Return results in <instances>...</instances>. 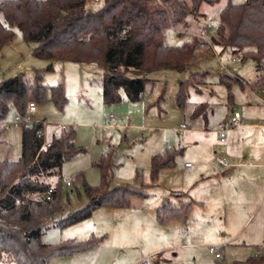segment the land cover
<instances>
[{
    "label": "rangeland",
    "instance_id": "obj_1",
    "mask_svg": "<svg viewBox=\"0 0 264 264\" xmlns=\"http://www.w3.org/2000/svg\"><path fill=\"white\" fill-rule=\"evenodd\" d=\"M102 1L90 0L88 5L97 8ZM186 1L191 4V0ZM245 1L231 0L233 4ZM226 4L227 0L214 5L203 3L202 16H189L187 28L166 27L164 44L192 45L205 29L211 40ZM0 20L4 21L1 13ZM14 32L13 41L0 52V83L21 74L32 80L36 70H43L46 86L63 85V109L54 103L48 91L45 101L37 104L30 117L33 122L45 123L48 142L54 132L59 134L73 126L77 131L76 146L84 149L62 166L65 213L86 203L83 183H101L97 164L105 156L111 163L112 186L129 183L140 187L144 183L149 194L146 200L134 201L129 209L101 207L79 223L47 230L41 240L50 245L87 235L102 238L89 253L54 257L50 264H138L148 256L159 258V253L171 258L174 252L180 264H234L254 256V250L264 239V80L255 88L258 78L252 59L233 63V58L241 56L213 46L215 55L201 47L187 71L161 70L149 74L142 100L131 102L121 92L120 103L108 104L103 97L102 66L56 62L47 71L51 62L33 54L37 45L27 43L18 29ZM181 83L187 90L183 107L176 102ZM203 103L206 116L194 117L196 108ZM236 112L243 124L235 129L226 127L225 141L221 142L220 131ZM18 116L11 107L5 120L0 121L6 141L0 149V159L7 147L11 149V160L21 158L23 123L17 120ZM111 116L114 123L110 122ZM180 124H186L190 130L178 133ZM167 150L181 152L175 165L162 169L155 185H151V160ZM215 156L224 157L227 167L218 170ZM245 162L256 166L238 165ZM187 163L192 167L187 168ZM76 176H80L81 185L78 189L68 187L66 182ZM55 181L53 177L52 182ZM77 190L81 198L77 197ZM172 191L203 198V206L193 205L186 227L176 219L156 223L155 209L170 198ZM210 247H217L222 258L211 254ZM9 261L5 257L3 263ZM157 261L165 264L163 259Z\"/></svg>",
    "mask_w": 264,
    "mask_h": 264
},
{
    "label": "trees",
    "instance_id": "obj_2",
    "mask_svg": "<svg viewBox=\"0 0 264 264\" xmlns=\"http://www.w3.org/2000/svg\"><path fill=\"white\" fill-rule=\"evenodd\" d=\"M90 0H5L0 2V52L10 44L18 29L27 43L37 46L33 54L51 62L96 64L104 69L103 97L108 104L122 101L121 92L131 102L142 100L146 92L148 75L163 70L187 71L197 51L199 38L192 45L166 46L163 32L168 26H188V17L202 16L203 3L214 5L221 0H103L97 8ZM213 46L223 52L241 54L242 61L252 59L257 72L264 75V0H246L233 4L227 0L219 14V26L211 37ZM199 74H193L197 76ZM263 76L256 81L260 84ZM227 84L225 82H222ZM231 85V84H227ZM51 92L54 103L63 109L66 103L63 85L48 87L43 83V70H36L29 80L25 74L0 83V121H4L11 107L19 116L27 113L28 104L45 101ZM187 99V90L181 83L176 96L179 107ZM205 103L200 104L193 116H206ZM44 122L23 126L22 154L17 161L10 159V147L0 159V264L5 257L15 264H50L58 256H71L93 249L102 238L91 236L86 240H69L57 244H44L42 236L52 227L66 228L90 218L101 207L129 208L132 198H147V185L136 187L124 183L112 186L113 177L108 156L97 164L101 170V183L91 186L83 183L86 203L67 213L62 199V166L84 151L75 145L76 129L54 133L49 147L43 148L39 136ZM5 128H0V149L6 145ZM181 151L167 150L153 156L150 164L152 184L162 169L173 167ZM56 177L55 183L52 182ZM52 189L50 199L45 197ZM78 189V188H77ZM78 198L82 197L79 190ZM174 199L181 194H172ZM194 201L179 206L174 200H165L156 208V218L164 224L179 219L189 220ZM5 263V264H10ZM154 264H161L156 261ZM234 264H264V252L246 261Z\"/></svg>",
    "mask_w": 264,
    "mask_h": 264
},
{
    "label": "built area",
    "instance_id": "obj_3",
    "mask_svg": "<svg viewBox=\"0 0 264 264\" xmlns=\"http://www.w3.org/2000/svg\"><path fill=\"white\" fill-rule=\"evenodd\" d=\"M211 27V25H210ZM209 32V31H208ZM199 40H200V43H201V47L204 48V49H207V50H213V45L211 43V40L210 38H208V33L206 31V29L204 30V33H202L200 36H199ZM232 62L233 63H238V62H242V58L241 57H238V58H233L232 59ZM37 108V104L34 102V101H31L29 104H28V110H27V113L24 115V116H18L17 117V120L21 123H23V126H25L26 128L28 127H31L33 125V121L31 120V114L36 110ZM30 114V115H28ZM110 122L111 123H114L115 122V119L113 116H111L110 118ZM231 125L232 127H239L242 125V117L239 113H234L232 118H231ZM67 130V128H66ZM188 130V126L186 124H181L178 128V131L180 133L184 132ZM40 137H42L44 139V142H43V148L45 147H49L50 146V142L47 141V138H46V134H45V129L43 130V132H41L39 134ZM224 138H225V133H221V140L224 141ZM215 162L219 165V166H224V165H227V162L225 160V158L221 157V156H216L215 158ZM187 166H191V164H187ZM66 185L70 188L72 187H79L81 184L79 182V180H77L76 178H71L69 179L67 182H66ZM52 194V189H50L45 197L47 199H50V196ZM209 251L211 254H213L217 259H221L222 258V254L221 252L218 250L217 247H210L209 248ZM264 252V243L259 246L258 248H256L255 250V255H259L261 253ZM162 258L159 256V258L157 257L156 259H153L152 257L148 256V257H145L143 258L139 264H154L157 260H161ZM162 264V262H160Z\"/></svg>",
    "mask_w": 264,
    "mask_h": 264
},
{
    "label": "crops",
    "instance_id": "obj_4",
    "mask_svg": "<svg viewBox=\"0 0 264 264\" xmlns=\"http://www.w3.org/2000/svg\"><path fill=\"white\" fill-rule=\"evenodd\" d=\"M213 53L216 55V52L214 51V47H213ZM230 52V51H229ZM235 55V54H234ZM239 56H241L242 57V55L241 54H238ZM256 77L257 78H259L260 76H262L261 74L259 75L258 74V72H257V66H256ZM222 81V80H221ZM257 81V80H256ZM256 81H254V86H255V88H258V87H260V86H256V84H257V82ZM258 85H260V84H258ZM242 87V86H241ZM243 88V87H242ZM234 114V113H233ZM233 114H232V116H233ZM232 116L230 117V119H229V121H226L225 123H224V128L220 131V141L221 142H224L225 141V138H224V141H222L221 140V133L223 132V133H226L227 132V128L226 127H229V129H235V128H238V127H232V125H231V118H232ZM242 124H243V122H242ZM181 125V124H180ZM179 125V126H180ZM179 126L177 127V132L178 133H180L179 131H178V128H179ZM242 126V125H241ZM241 126H239V127H241ZM190 130V128L188 127V130H186V131H184V132H182V133H180V134H183V133H185V132H188ZM54 133H56V132H54ZM53 133V134H54ZM77 134V133H76ZM225 137H226V134H225ZM75 145H77L76 144V139H75ZM79 147V146H78ZM215 158H216V156H215ZM224 158V157H223ZM226 160V159H225ZM227 162V161H226ZM187 164H190V163H187ZM187 164H186V167L187 168H191L192 166H187ZM214 164H215V166H216V168L218 169V170H220V169H222V168H225V167H227V165H224V166H219L216 162H214ZM238 165H241V166H243V167H252L253 165H255V164H252V163H239ZM256 166V165H255ZM216 175H218L217 173H215ZM202 176V175H201ZM80 176H76L75 178L77 179V180H79V182H80V178H79ZM71 179V178H70ZM201 180H203V177H201ZM144 184V183H143ZM155 185V184H154ZM115 186V185H114ZM136 186V185H135ZM136 187H138V186H136ZM172 194H181V197L182 198H178V199H180V200H178V199H174L173 197H172ZM149 195V194H148ZM170 198H167V199H165V200H174V203H175V205H177V206H179V201H190V200H193L195 203H194V206H200V205H202L203 206V203H204V201H203V198L202 197H200L199 195H197V194H189V193H187V192H179V193H175V192H170ZM149 197V196H148ZM147 197V198H148ZM147 198H145V199H140V198H132L131 199V204H130V207L133 205V202L134 201H138V200H146ZM164 200V201H165ZM163 201V202H164ZM263 201H264V199H263ZM160 205H158L157 207H159ZM129 207V208H130ZM156 207V208H157ZM129 208H123V209H129ZM134 208V207H133ZM193 208V207H192ZM115 209V208H114ZM192 210V209H191ZM191 214V213H190ZM139 217V216H138ZM141 217V216H140ZM145 217V216H144ZM143 217V218H144ZM155 217H156V209H155ZM143 218H141V220L143 219ZM189 219H190V216H189ZM173 220H175V219H173ZM177 220H179V219H176L175 221H177ZM156 223H158V220H157V218H156ZM179 221H181V220H179ZM140 222V221H139ZM148 222L151 224V223H153V221H152V219H148ZM182 222V221H181ZM147 223V222H146ZM145 222H144V220H143V225H145L146 224ZM183 223V222H182ZM188 223H189V220H188V222L186 223V224H184L183 223V225L186 227V226H188ZM91 236H93V235H87V236H85L83 239L81 238V239H79V240H86V239H88V238H90ZM264 243V239H263V241L256 247V248H258L259 246H261L262 244ZM254 248H255V246H254ZM94 249V248H93ZM92 249V250H93ZM171 249H169V251H170ZM91 250H88L87 252L89 253ZM82 253H86V252H82ZM78 254H80V253H78ZM78 254H74V255H78ZM254 255H255V250H254ZM158 256H160L163 260H164V262H165V264H180L179 262L181 261H179L177 258H178V254L177 253H173V255H172V257L170 258V257H167L164 253H159V255ZM143 259V258H142ZM142 259H140V261L142 260ZM140 261H139V263H140ZM138 263V264H139ZM10 264H14V263H10Z\"/></svg>",
    "mask_w": 264,
    "mask_h": 264
}]
</instances>
